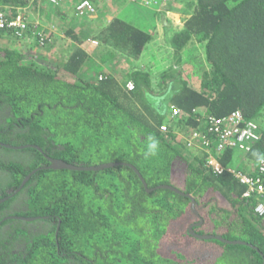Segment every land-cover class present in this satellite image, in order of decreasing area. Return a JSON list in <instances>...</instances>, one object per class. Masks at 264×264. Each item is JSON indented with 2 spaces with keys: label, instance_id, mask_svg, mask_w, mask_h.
<instances>
[{
  "label": "trees",
  "instance_id": "obj_1",
  "mask_svg": "<svg viewBox=\"0 0 264 264\" xmlns=\"http://www.w3.org/2000/svg\"><path fill=\"white\" fill-rule=\"evenodd\" d=\"M29 2L0 0L14 7ZM176 2L168 1L167 10ZM62 7L53 12L62 15ZM188 7L171 41L177 55L191 42L204 46L208 68L197 71L193 84L184 79L181 60L164 73L157 90L150 72L117 69L115 62L138 60L154 39L119 15L93 36L101 51L75 46L62 64L28 60L27 52L0 46V142L42 149L0 146V200L11 196L0 204V264L183 263L160 249L173 241L174 223L196 217L190 198L169 189L148 193L130 166L43 169L50 165L48 157L83 166L127 163L149 188L171 185L173 172L184 163V192L196 198L212 234L256 247L215 240L224 249L211 264H264V218L254 213L257 202L244 197L247 188L233 174L207 168L206 153L187 155L186 142L177 135L187 138L203 129L200 116L239 110L261 132L245 158L255 163L264 158V0H196ZM66 35L82 43L74 28ZM11 37L12 31H0V42ZM128 81L135 84L133 91L125 88ZM171 106L184 116L171 120ZM165 125L168 130L162 131ZM153 141L157 149L150 155ZM234 151L220 155L223 166L232 167ZM214 192L232 210L216 203Z\"/></svg>",
  "mask_w": 264,
  "mask_h": 264
},
{
  "label": "rangeland",
  "instance_id": "obj_2",
  "mask_svg": "<svg viewBox=\"0 0 264 264\" xmlns=\"http://www.w3.org/2000/svg\"><path fill=\"white\" fill-rule=\"evenodd\" d=\"M47 1L48 0H30L28 5L29 8L26 10V14L30 17L31 22L39 23V32H43L47 36L53 31L46 41V44L41 46L33 37L29 38L26 36V38L24 37L21 40L14 37L5 39L4 42H0V46L21 52H27L29 56L28 60L31 59L30 56H33L35 59L43 60V62L52 65L62 64L75 46L80 45L88 50L86 45L88 38H92L94 35L92 31L99 23L102 22L103 24L104 20L105 22L108 20L106 14L116 15L119 13L120 18L133 24L139 29L149 33L152 32L151 34L154 36L152 42L145 48L141 58L138 60L131 59V62L125 61V58H123L113 64L116 65L117 69L121 70L122 73H125L130 69H143L144 71L150 72L152 87L157 90V84L163 82V78L161 77H163L165 72H170V70L176 69V64L179 60L183 62V68L181 70H183L184 79H188V82L191 84L195 83V80L198 78V70H202L205 67L206 69L208 68L207 63H203V61H205V49L203 45L197 42H191L178 55L174 52L175 49L172 47L171 36L175 31L180 30L183 27L184 17H188L183 11L189 10L188 5L196 0H176L177 2L171 6L170 10H167V4L163 9L156 10L157 7H146L141 4L140 1L101 0V3L98 4V10L101 11L102 14L85 20L80 19L75 15V4L79 0H66V2L62 4V15L57 13V11L53 12V9L56 7L52 6ZM108 5H113L112 9L108 8ZM165 11L167 13L162 14V12ZM69 27L70 29L74 28V34L79 41H82L81 44H79L78 41H74L71 36H66V38L61 36L66 34V30L69 29ZM97 70L100 71L101 67ZM197 87H199V85H197ZM183 116L184 113L180 118ZM166 127L168 130V125H166ZM177 131L178 130L175 127L174 132ZM177 135L181 141L184 140L182 135H179L178 133ZM188 152L187 155L189 156L193 153L190 150H188ZM233 157V167H239L240 169L245 168V162L248 160L245 159L246 156L244 152L235 150ZM178 169L180 172L181 168ZM213 194H216L217 197L215 198H219L221 202H225L220 198L221 196L217 192H214ZM221 205H223V203ZM224 206L232 210V206L228 202L224 203ZM168 241L164 243L166 245L170 244L171 242ZM196 245L204 247L201 248L202 251H209L212 256L210 255V258L203 261L200 260L196 256V252H194L193 254L195 255L190 257L191 264H211L224 249V247L219 243H216L214 240H201L200 242H196Z\"/></svg>",
  "mask_w": 264,
  "mask_h": 264
},
{
  "label": "built area",
  "instance_id": "obj_3",
  "mask_svg": "<svg viewBox=\"0 0 264 264\" xmlns=\"http://www.w3.org/2000/svg\"><path fill=\"white\" fill-rule=\"evenodd\" d=\"M63 1L48 0L49 4L54 7L62 6ZM128 1H140L144 6L149 8L157 7L156 10H158L163 9L170 0ZM28 8V6L14 7L0 4V31H12L14 38L18 40L26 38V36L29 38L33 37L35 41L43 46L53 31L47 36L43 32H39V23L31 22L30 17L26 14ZM97 9L98 5L94 0H79L75 4V12L80 17L92 18L97 15ZM61 36L66 38L67 35L63 34ZM86 45L88 48L87 52L93 53L99 48L100 42L90 38ZM125 88L127 91H133L135 84L132 81H128ZM195 112L197 113V111ZM182 114V110L171 106L170 117L172 119L180 118ZM198 119L204 128L197 129L189 137L184 138L188 150L206 153V167L216 175H221L225 172L233 174L247 188L244 197L254 198L257 202L254 206V213L258 217L264 218V158H261L258 163L248 160L245 162V168L242 169L233 166L225 167L219 160L220 155L227 149L239 150L245 154L249 153L253 145L261 139L260 125L255 120L246 119L239 110L223 117L203 115L200 118L198 117ZM162 131H167L166 125L162 127Z\"/></svg>",
  "mask_w": 264,
  "mask_h": 264
},
{
  "label": "flooded vegetation",
  "instance_id": "obj_4",
  "mask_svg": "<svg viewBox=\"0 0 264 264\" xmlns=\"http://www.w3.org/2000/svg\"><path fill=\"white\" fill-rule=\"evenodd\" d=\"M181 166V171L179 172H173V176H172V184L182 190H185V180H186V170H187V166L184 165V163ZM180 168V167H179ZM185 172V174L183 173ZM214 191V190H213ZM222 198V200H224L225 202H221L220 199L216 198L217 202L216 203H227L226 199L222 196V194H220L219 192H217ZM220 205V204H219ZM198 206V205H197ZM232 206V205H231ZM198 210V209H197ZM191 211L192 207H191ZM200 216H197L193 219L188 220L187 222H180V223H174L173 225V229L171 230L173 232V241L170 244H162V250L160 249V253L165 256V257H172L173 259H175L176 261H180L183 262L182 264H191V256L195 255L200 259V260H207L208 258H210V255L212 256V254L209 251L203 250L201 248L204 247H200L196 245V242H200L201 240L198 239L196 236L192 235V233L190 232V228L193 226V231L196 234H199V231L203 230L204 231V235H213L212 234V230L209 228V224H210V220H208V223H206L205 218H203V216L201 215V213L198 211ZM194 214V212H193ZM202 221V222H201ZM201 223V225H200ZM184 231V232H188L189 235H186L185 237H181L180 233ZM177 235L180 236V239H177ZM207 241V240H204ZM215 241V240H214ZM216 242V241H215ZM217 243V242H216ZM208 250V249H207ZM174 252V253H173ZM194 252H196L195 254H193ZM178 254H182L184 256V259L178 258ZM174 264V263H173ZM180 264V263H177Z\"/></svg>",
  "mask_w": 264,
  "mask_h": 264
},
{
  "label": "water",
  "instance_id": "obj_5",
  "mask_svg": "<svg viewBox=\"0 0 264 264\" xmlns=\"http://www.w3.org/2000/svg\"><path fill=\"white\" fill-rule=\"evenodd\" d=\"M0 146L8 148V149H11V150H23L25 148L34 147V148L42 151V149L39 146H36V145L13 146V145H10V144H5V143L0 142ZM48 159L50 161V165L44 167L43 169L71 170V171H101V170H104V169H109V168H114V167H119V166H130L135 171V173L138 175V177L140 178L141 182L143 183V185H144V187H145V189H146V191L148 193H151V192H153L155 190H158V189H169L171 191L176 192L177 194L186 196V197L190 198L191 201H192L191 202V207H192V210H193L194 214L197 215V216H200L199 213H198V210H197V204L198 203L196 201V198L192 194H187V193L184 192V190H182V189H180V188H178V187H176V186H174L172 184L171 185H158L155 188H149L146 180L144 179V177L142 176L140 171L133 165H130V164H127V163H123V162H109V163H103V164H99V165L83 166V165L70 164V163H67V162H65L63 160H60V159H54V158H50V157H48ZM36 171L37 170H35L34 172H36ZM30 176H31V174L26 177V179L23 181L21 187H23V185L29 180ZM20 189L21 188H19L17 190V192L20 191ZM10 197L11 196H8L6 198L1 199L0 200V204L5 202L6 200H8ZM20 219L27 220V221L34 220V218H24V217H22V218L20 217ZM200 225H201V223H200ZM190 232L192 233V235L196 236L200 240H216V241H219V242L224 243V244L247 245V246H250V247L256 249V247L251 245L250 243H247V242L241 241V240H235V241L229 240V239L224 238L222 235H201V234H196L193 231V226L190 228Z\"/></svg>",
  "mask_w": 264,
  "mask_h": 264
},
{
  "label": "crops",
  "instance_id": "obj_6",
  "mask_svg": "<svg viewBox=\"0 0 264 264\" xmlns=\"http://www.w3.org/2000/svg\"><path fill=\"white\" fill-rule=\"evenodd\" d=\"M101 0H95V3L98 5V4H100L101 2H100ZM115 1V0H114ZM98 7H99V5H98ZM112 7H113V5H108V8H111L112 9ZM63 12V11H62ZM163 14V13H162ZM116 15H119V13L118 14H116ZM112 17H115V15H111V14H106V18L108 19L106 22H105V20H104V23L102 24V22L101 23H99L98 25H97V27L95 28V29H93V31H92V33L95 35V33H96V31L102 26H107L111 21H112ZM112 18V19H111ZM83 20H85V19H83ZM82 20V21H83ZM88 22V21H87ZM95 26V25H94ZM152 33V32H151ZM93 35V36H94ZM92 36V38H94ZM88 39H90V38H88ZM4 42V41H3ZM101 48H102V44H101V46L99 47V48H97L95 51H93V52H97V51H101ZM85 50H86V48H85ZM86 52H87V50H86ZM121 71V70H120ZM211 196H213V197H217L216 196V194H211ZM229 209V208H228Z\"/></svg>",
  "mask_w": 264,
  "mask_h": 264
},
{
  "label": "clouds",
  "instance_id": "obj_7",
  "mask_svg": "<svg viewBox=\"0 0 264 264\" xmlns=\"http://www.w3.org/2000/svg\"><path fill=\"white\" fill-rule=\"evenodd\" d=\"M156 149H157V143H156L155 141H153V142L150 143L149 146H148V154H150V155H154Z\"/></svg>",
  "mask_w": 264,
  "mask_h": 264
}]
</instances>
